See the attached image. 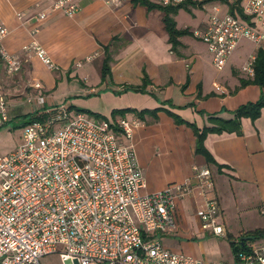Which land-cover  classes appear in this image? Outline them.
I'll list each match as a JSON object with an SVG mask.
<instances>
[{"label": "crops", "instance_id": "obj_1", "mask_svg": "<svg viewBox=\"0 0 264 264\" xmlns=\"http://www.w3.org/2000/svg\"><path fill=\"white\" fill-rule=\"evenodd\" d=\"M149 1L151 8L133 4L132 0H79L74 16L57 9L40 20L36 18L38 12L48 8L52 0H0V19L9 29L3 40L5 47L23 59L21 46L30 39L31 30L38 28L35 36L55 63L53 71L47 68L50 75L44 82L37 71L45 65L35 56L24 59L23 71L10 75H4V63L0 59V88L12 90L15 82L27 76L43 83L49 104H54L46 91L51 87L55 89L65 77L67 81L80 83L72 94L66 95H91L85 100L74 98L68 106L83 105V109L110 119L116 108L141 110L162 105L199 127L210 124L208 114L218 112L229 118L243 102L256 99L260 92L264 94V88L259 91L255 84L240 86L243 77L232 60L237 48L221 69L226 71L229 67L232 76L227 75L221 81L209 76L214 66L208 48L203 41V51L192 48L188 39L208 22L204 4H197L202 0L175 6L172 17L176 27H187L190 31L179 37L177 52L170 49L162 5ZM194 8L204 10L201 13ZM182 10L191 13V17L181 20ZM105 44L110 45L112 60L110 71L103 77ZM83 58L87 59L82 64ZM79 61L81 65H77ZM86 61L96 62L94 66L98 71L95 78L88 81L85 76L90 67L89 63L85 65ZM143 76L148 80L144 91L124 90L127 85L142 84ZM3 92L7 98V91ZM124 116L141 122L134 127L129 139L120 134L118 137L123 143L133 144L142 171L145 166L148 171L151 169L145 175L142 172L145 180L142 192L161 190L169 183L186 178L194 180L192 166L206 162L204 156L193 149L195 134L189 125L175 123L164 110L158 111L155 120L150 115L140 120L133 111ZM241 125L242 134L208 133L204 140L216 162L224 165L220 170L215 164L211 167L221 208L219 220L224 225L225 235L202 229L196 214L199 196L176 197L172 211L177 228L156 234L168 249L205 261L237 264L228 236L232 235L231 239L237 241L241 232L264 226V216L258 212L264 201V108L256 120L244 117Z\"/></svg>", "mask_w": 264, "mask_h": 264}, {"label": "built area", "instance_id": "obj_2", "mask_svg": "<svg viewBox=\"0 0 264 264\" xmlns=\"http://www.w3.org/2000/svg\"><path fill=\"white\" fill-rule=\"evenodd\" d=\"M78 1L52 0L36 18L44 19L57 9L74 16ZM155 1L179 6L188 0ZM217 1L206 25L193 33L219 70L240 39L248 38L255 49L240 71L252 78L255 52L264 47V0ZM37 32L38 28L31 30L21 50L53 70L55 63ZM8 34L0 19V59L12 74L19 71L22 58L5 47ZM29 84L38 91L40 107L24 125L15 149L0 154V264H42L41 257L52 252L62 263L72 259L78 264H229L172 251L156 235L177 228L175 198L190 195L200 198L196 214L202 229L225 235L211 165L194 164V180L140 193L145 180L137 153L133 144L118 138L120 134L129 139L139 120L121 115L97 120L87 112L72 113L64 103H47L40 80ZM27 98L33 102L30 95ZM8 119L7 99L0 88V125ZM258 212L264 216V201ZM247 246L236 251L235 262L264 264V238Z\"/></svg>", "mask_w": 264, "mask_h": 264}, {"label": "trees", "instance_id": "obj_3", "mask_svg": "<svg viewBox=\"0 0 264 264\" xmlns=\"http://www.w3.org/2000/svg\"><path fill=\"white\" fill-rule=\"evenodd\" d=\"M188 0L187 2H189ZM206 1V0H204ZM198 1L197 4L202 5L204 2ZM133 4H143L148 8L152 7V3H150L149 0H132ZM181 5H185V3H182ZM179 5L178 7H180ZM164 9V20H165V28L167 31V35H169V43H170V49L172 51L177 52V46L180 44L179 37L183 36V34L190 33L189 29L187 27L179 29L176 27L175 20H173L172 13L173 11H176L177 7L167 5L162 6ZM110 45L105 44L103 45V52H104V58L102 62V76L104 77L111 69L110 62L112 60L111 52L109 51ZM254 76L252 78H242L241 84H255L258 85L260 88H264V47L258 48L255 52L254 57ZM142 84L140 85H127V87L124 88V90L132 89L135 91H144L146 84L148 83V80L143 76L142 78ZM186 83L183 84L182 88H185ZM170 106V105H169ZM72 107H75V105L70 104L68 106L69 109ZM264 108V95H261L257 100H248L246 102H243V104L239 105L237 108H235L232 111V116H229V118H225L221 116L218 112L210 113L208 114V119L210 124H205L201 127L197 126V124L193 121L185 120L183 117L180 116L177 112L173 111L170 108L163 107L162 105L157 106V108H143L141 110H137L135 108H116L112 112V118L115 117L116 114L124 116L125 113L128 111L135 112V115L143 120L145 115L152 116L153 120L157 118V113L159 110H164L177 124H186L189 125L192 128L193 134H195V143H194V151L196 154H201L205 158V162L209 165L215 164L220 170L224 165L220 162H216L213 154L211 151L205 146L204 140L208 133H221V132H234L237 134H242V119L244 117L251 118L252 120H256L261 112V109ZM75 110L87 112L91 115L95 116L97 120L100 119H107V117H104L102 114H98L96 112H93L89 109H81L75 107ZM37 109L33 110L32 112L29 111L28 114L25 115L26 120L24 124H27L29 121H31L35 117ZM201 111V110H200ZM232 235H229L228 238L231 242V246L236 253L239 249H248L247 243L251 240H257V239H263L264 238V226L263 227H255L252 229H249L248 231L241 232L238 236V240L234 241L231 239ZM235 255V254H234Z\"/></svg>", "mask_w": 264, "mask_h": 264}, {"label": "rangeland", "instance_id": "obj_4", "mask_svg": "<svg viewBox=\"0 0 264 264\" xmlns=\"http://www.w3.org/2000/svg\"><path fill=\"white\" fill-rule=\"evenodd\" d=\"M215 2H218V1L217 0H206L202 4H204L207 11L210 12V8L212 6V3H215ZM196 10H200V9H196ZM196 10L194 8V11H196ZM202 10H204V9H201L199 12L202 13ZM190 14L191 13H189L185 10H182V15H181L180 19L182 20L185 17L188 19V17H191ZM188 37H189L188 39H191V43H192L191 47L192 48H195L197 50L200 49V51H203L204 46H203L202 40L200 38H197L196 35H192V36L190 35ZM237 46H238L237 51L234 54V57L232 60L234 61L236 69H238L239 73L241 74L240 67L242 65V62L245 61L247 56H249V54H251V52L254 51L255 45H253V43L248 38L242 37ZM22 55H24V57L22 59L21 67L19 68V71H17V73L23 71L22 68H23L24 59L27 60V59H31V57H34L31 55L24 54L23 51H22ZM90 58H92V56ZM86 59L87 58H85V59L83 58L81 60L82 64ZM88 63H89L90 69H89V74H87L85 76L86 81L95 78V75H97V73H98L97 68L94 66L96 64V62H95V64H92V63L86 61L85 65ZM53 70H51V71H53ZM55 71H58V69H56ZM37 72H38L37 74L39 75V78L41 80H43L44 82H45V79L49 78L50 72L47 69V67H45V66H44V68L40 67ZM231 74L232 73L229 71V67L226 71L216 69L215 67H211L209 70V76L211 78L215 76V77H217V79L219 81H221L227 75L232 76ZM4 75H10V74H8L7 71H4ZM90 75H91V78L89 77ZM233 75L237 78L236 74H233ZM242 77L245 78L243 75H242ZM32 80H35V79H30L29 77L26 76V78H24L20 82H17V83L15 82L13 87H12V90L6 89L5 87H2L3 90H6L8 93L6 99H7V114L9 115V119L6 123H4L3 125H0V154L15 149V147L20 143V140H21V134L23 132L24 125H25L24 122L26 120L25 115L28 114L29 111L32 112L35 108L40 107V105L37 102V98H36L38 91H36V89L31 88L30 84H29ZM58 82H59V80H58ZM79 86H80L79 82L72 81V80L67 81V79L64 77L63 80L61 82H59L57 87H55V89L51 87V89H48V91H46V92L50 93L49 96L51 95L52 100H54L53 101L54 104L64 103L65 105L68 106L70 101L73 100L74 98H77V99L81 98V99L85 100V98L91 97V95H85V94L84 95H77V96H70V97L68 95H66V93L68 94V93L73 92V90L77 89ZM257 88H259V91H261V89H262L259 86ZM28 95H30L33 98V102L28 100V98H27ZM261 95H264V94H262V92H260V94H258L257 98H259ZM257 98L254 100H257ZM254 100H252V101H254ZM47 102L49 104V100H47ZM33 104H35V106ZM81 104H83V103H81ZM78 106H79V108L82 109L83 105H78ZM70 111L72 113H74L75 111H78V110H75V107H72L70 109ZM88 114L90 116H92L94 119H97L95 116L91 115L90 113H88ZM148 169L149 168H147L146 166L144 167V170L142 171L144 173V175L146 172L147 173L151 172V169L149 171H148ZM140 193H143L142 190H140ZM41 263L42 264H75V262L72 259H67V260L63 261V263H62L57 252H52V253H48V254L43 255L41 257Z\"/></svg>", "mask_w": 264, "mask_h": 264}, {"label": "water", "instance_id": "obj_5", "mask_svg": "<svg viewBox=\"0 0 264 264\" xmlns=\"http://www.w3.org/2000/svg\"><path fill=\"white\" fill-rule=\"evenodd\" d=\"M76 264H78V263H76Z\"/></svg>", "mask_w": 264, "mask_h": 264}]
</instances>
